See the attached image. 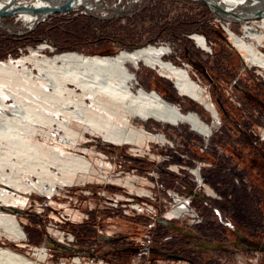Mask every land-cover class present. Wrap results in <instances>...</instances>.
Here are the masks:
<instances>
[{
    "label": "rangeland",
    "instance_id": "374dc122",
    "mask_svg": "<svg viewBox=\"0 0 264 264\" xmlns=\"http://www.w3.org/2000/svg\"><path fill=\"white\" fill-rule=\"evenodd\" d=\"M102 5L105 8L100 13L85 8L54 13L32 28L19 16L6 15L4 25H0V61L28 57L43 44L50 47L41 50V57L64 52L114 56L148 45L167 46L173 53L165 59L190 67L193 77L212 94L221 121L209 139L185 124L159 126L151 121L147 129L165 134L168 141L148 142L143 149L109 143L90 132L77 145L55 132L54 139L40 137L44 144L64 146L68 153L86 158L97 169H107L111 178H135L134 186L85 178L75 184L59 180L52 195L39 189L14 191L24 197L25 202L17 207L22 213L0 214L17 219L27 239L16 242L1 236L0 247L11 248L36 264H75L77 256L89 255L111 264H132L142 243L152 248L143 260L151 259L154 264L186 257L194 263L235 264L239 255L249 264H257V250H246L251 245L238 243V239L242 234L251 242L264 241V233L256 235L259 214L264 222V161L254 147L258 143L264 152V109L253 98L264 101V71L250 66L237 51L228 36L227 23L205 0H103ZM242 28L241 22L231 25L240 35ZM194 35L204 36L210 49L200 47ZM135 72V90H154L212 122L208 111L179 95L173 82L155 69L142 66ZM12 87L20 99L31 100L32 89L22 84ZM132 122L138 126L140 121ZM161 165L165 172L160 171ZM190 190L203 194L205 200L188 193ZM174 194L189 199L188 206L195 214L167 219L176 204ZM140 206L148 210L140 212ZM162 216L182 229L160 224ZM103 237L116 239L106 241ZM58 242L79 252L60 249L55 246ZM40 253L46 256L42 260ZM262 261L261 256L258 264Z\"/></svg>",
    "mask_w": 264,
    "mask_h": 264
},
{
    "label": "bare ground",
    "instance_id": "6f19581e",
    "mask_svg": "<svg viewBox=\"0 0 264 264\" xmlns=\"http://www.w3.org/2000/svg\"><path fill=\"white\" fill-rule=\"evenodd\" d=\"M102 1L0 0V25H4L6 15L12 14L32 28L58 12L85 8L91 13H100L105 8ZM205 1L227 23L228 36L247 63L264 71V0ZM235 22L243 24L241 35L231 29ZM193 38L200 47L210 49L204 36ZM49 47L43 44L28 57L0 61V184L13 190L0 187V211L4 213L22 212L18 203H24V197L14 191L39 189L52 195L59 180L75 184L96 179L134 186L135 178H111L107 169H97L86 158L68 153L64 146L44 144L39 141L40 137L51 140L55 132L77 145L90 132L109 143L143 149V144L148 142L165 144L168 141L165 134L147 129L151 121L159 126L160 123L185 124L208 139L221 121L212 94L193 77L190 67L165 59L173 53L170 47L148 45L114 56L64 52L41 57V50ZM142 66L153 68L171 80L179 95L211 114L212 122L195 110L185 111L154 90L143 87L135 90L134 84L138 82L135 71ZM20 84L32 89L30 101L15 94L16 88L12 86ZM9 100L13 103L9 104ZM134 119L140 121L138 126L133 124ZM20 164L25 167L21 168ZM194 173L202 184L199 169ZM174 195L176 204L167 219L195 214L188 206L189 199ZM1 236L16 242L27 239L20 222L4 214H0ZM45 257L40 253L39 260ZM0 264H36V261L11 248L0 247Z\"/></svg>",
    "mask_w": 264,
    "mask_h": 264
},
{
    "label": "built area",
    "instance_id": "2783aa9c",
    "mask_svg": "<svg viewBox=\"0 0 264 264\" xmlns=\"http://www.w3.org/2000/svg\"><path fill=\"white\" fill-rule=\"evenodd\" d=\"M138 209L140 212L148 210L145 206H140V207H138ZM151 212L155 213L154 211H151ZM186 216L187 215L183 214L179 217H175L172 220L182 219V218H185ZM160 219H165V216H162ZM156 220H158V219H156ZM142 244H143L142 245L143 247H141V249L137 253L136 257L133 258L132 264H154V261L151 259H149L147 261L143 260V259H145V257H148L151 255L152 248L146 243H142ZM77 258H78V261H75V259L73 260V262L75 264H111L110 262L106 261L105 259H101L99 257L90 256V255L84 256V257L77 256ZM166 264H205V263H194V260L192 258L186 257L183 260H178V261L170 260ZM221 264H228V263H224V261H222ZM229 264H231V263H229ZM235 264H249V260H247L243 256L239 255L237 262Z\"/></svg>",
    "mask_w": 264,
    "mask_h": 264
},
{
    "label": "flooded vegetation",
    "instance_id": "af4514ba",
    "mask_svg": "<svg viewBox=\"0 0 264 264\" xmlns=\"http://www.w3.org/2000/svg\"><path fill=\"white\" fill-rule=\"evenodd\" d=\"M243 92L247 93L248 92L244 89H241ZM258 105V107L263 110L264 109V101L257 98V97H253ZM262 139L264 140V131H262ZM254 147H256V149L258 150L259 152V156H261L263 158V161H264V152L261 151L260 149V144L258 143H255L254 144ZM125 155V153H123ZM264 169V168H263ZM262 169V170H263ZM160 171L162 172H165L166 171V168L164 166H160ZM194 190L191 191V193L193 192ZM244 200V199H243ZM260 212H258L259 214ZM262 215H264V213H262ZM264 233V222L262 221V217L260 216L259 214V219L256 223V235L258 236H261L262 234ZM238 243H248L250 244L254 249H257V250H264V241H250V240H247L245 239L244 235L240 234L239 235V239H238Z\"/></svg>",
    "mask_w": 264,
    "mask_h": 264
},
{
    "label": "water",
    "instance_id": "95a60500",
    "mask_svg": "<svg viewBox=\"0 0 264 264\" xmlns=\"http://www.w3.org/2000/svg\"><path fill=\"white\" fill-rule=\"evenodd\" d=\"M177 99H178V98H177ZM192 194H193L194 196H197L198 198H200V199H202V200H205L204 195L201 194V193H198L196 190H194V191L192 192ZM20 212H21V211H20ZM21 213H22V212H21ZM158 222H159L160 224L166 226V227H170V228H173V229H176V230H181V229H182L181 227H179L178 225L172 223L170 220H167V219H160V220H158ZM101 239H102V240H106V241H114L116 238H114V237H103V238H101ZM55 246L58 247V248H60V249L70 250V251H72V252H74V253L79 252V250H78L77 248L72 247V246H70V245H68V244H65V243H60V242H58V243H55ZM170 256H174V257H177V258H181L180 255H170Z\"/></svg>",
    "mask_w": 264,
    "mask_h": 264
},
{
    "label": "crops",
    "instance_id": "0c3cea01",
    "mask_svg": "<svg viewBox=\"0 0 264 264\" xmlns=\"http://www.w3.org/2000/svg\"><path fill=\"white\" fill-rule=\"evenodd\" d=\"M188 193H191V190L190 191H188ZM192 235L195 237H197L198 236V234L197 233H192ZM246 247H248L246 250H253V251H255V250H257V249H254L252 246H246ZM257 254H258V258H256V262H257V264H258V262H259V260H261V256H262V259H264V250H257ZM261 262V261H260ZM261 264H264V261H262V263Z\"/></svg>",
    "mask_w": 264,
    "mask_h": 264
}]
</instances>
